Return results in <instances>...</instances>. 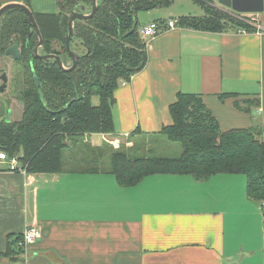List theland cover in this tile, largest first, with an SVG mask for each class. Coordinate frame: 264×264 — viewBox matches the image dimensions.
Returning a JSON list of instances; mask_svg holds the SVG:
<instances>
[{"label":"crops","instance_id":"crops-1","mask_svg":"<svg viewBox=\"0 0 264 264\" xmlns=\"http://www.w3.org/2000/svg\"><path fill=\"white\" fill-rule=\"evenodd\" d=\"M58 2L29 0V8L57 13ZM256 16L264 25V13ZM147 41L145 68L115 91L116 132L84 143L161 137L180 92L201 94L223 132L264 126V34L177 26ZM222 94L260 105L240 111L237 97ZM77 160L56 174L23 175L0 163V253L10 236L42 229L18 261L0 264H264V206L249 198L246 177L160 174L125 188L110 173L71 170Z\"/></svg>","mask_w":264,"mask_h":264},{"label":"trees","instance_id":"trees-1","mask_svg":"<svg viewBox=\"0 0 264 264\" xmlns=\"http://www.w3.org/2000/svg\"><path fill=\"white\" fill-rule=\"evenodd\" d=\"M173 1L98 0L92 18L74 22L71 48L79 40L86 51L72 71L64 70L54 59L36 58L34 50L40 38L36 29L30 28L28 16L20 9L6 11L0 18V58L7 57V50L19 41L22 58L15 61L25 67L27 87L20 95L22 120L0 122V151L19 156L29 174H56L67 170L64 151L69 149L73 158H79L71 170L110 173L125 188L160 174L190 175L197 181L220 174L245 175L249 198L264 205V126L223 132L201 94L180 92L170 106L173 123L162 133L181 144L179 158H132L124 151L112 150L109 143L96 148L84 143L86 135L116 132L115 91L148 62L147 39L139 30L138 14L170 7ZM193 1L205 15L180 17L178 27L211 33L255 31L240 21L235 11L219 7L215 0ZM26 5L30 7L29 0ZM58 6L57 13L32 11L44 40L40 54L58 55L65 63L72 60L66 48L71 16L74 12L90 14L94 0H59ZM95 96L98 105L93 103ZM228 96L237 97L234 104L240 111L250 112L260 105L259 100H238V94H222L220 99L225 101ZM107 157L111 164L102 168L99 164ZM21 240L22 235L10 236L0 257L18 261L23 254L18 244Z\"/></svg>","mask_w":264,"mask_h":264},{"label":"rangeland","instance_id":"rangeland-1","mask_svg":"<svg viewBox=\"0 0 264 264\" xmlns=\"http://www.w3.org/2000/svg\"><path fill=\"white\" fill-rule=\"evenodd\" d=\"M174 4L170 7L158 8L153 11H143L138 14L140 23L139 30H142L144 25L159 19L169 20L170 17H184V16H202L205 15L203 8L195 3L193 0H174ZM216 2V1H215ZM219 3L216 2V5ZM219 7L221 5H218ZM222 7V6H221ZM59 11V8H58ZM79 40H75L72 50L81 55L86 50L82 49ZM40 53V52H39ZM65 68L72 66V60H66ZM0 68L7 69L9 75V83L5 92L0 93V122L11 121L12 123L20 122L24 114V103L21 101V93L25 90V67L23 63L15 61L12 57L0 58ZM0 84L2 82L0 81ZM95 105L99 104V97L95 96L93 99ZM112 150H120L126 152L130 157H169L179 158L182 155L183 149L180 143L171 141L166 135L161 137L149 136L128 139V143L123 142L119 146L112 145ZM113 152V151H111ZM74 152L67 149L64 151L65 168L70 166ZM109 157L104 159V163L99 165L104 168L110 166ZM94 166V164H91ZM245 180L246 176L241 175Z\"/></svg>","mask_w":264,"mask_h":264},{"label":"water","instance_id":"water-1","mask_svg":"<svg viewBox=\"0 0 264 264\" xmlns=\"http://www.w3.org/2000/svg\"><path fill=\"white\" fill-rule=\"evenodd\" d=\"M215 1L218 2L219 5H221L222 7L231 9L237 13H252V14L264 13V0H215ZM97 4H98V0H94L93 10L89 15H85L80 12H74L71 16V19L69 21V34L66 39V48L67 51L69 52L70 58L72 59V66L69 68L64 67L63 61L60 56L55 54L41 55L39 53V49L43 45L44 40L41 35L36 18L33 14V11L27 5L20 3H12L5 5L0 8V18L6 11L11 9H20L24 11L29 18L30 28L34 27L40 38V41L34 50V56L42 60L54 59L58 62L61 68H63L66 71H72L77 67L78 61L80 59V55L74 52L71 48L72 36L74 33V22L78 19L92 18L98 10ZM6 56L12 57L14 60H19L22 58L19 41H16L15 44L7 50ZM0 81L2 82V84H0V93H3L6 91L9 83V75L7 69L0 68Z\"/></svg>","mask_w":264,"mask_h":264},{"label":"built area","instance_id":"built-area-1","mask_svg":"<svg viewBox=\"0 0 264 264\" xmlns=\"http://www.w3.org/2000/svg\"><path fill=\"white\" fill-rule=\"evenodd\" d=\"M240 21L247 23L254 27L255 31L259 34H264V25L262 21L258 19L256 14L252 13H237L235 15ZM178 19H172L169 21H154L147 25H144L141 30L142 35L147 39L151 40L158 36L160 32L166 28L172 29L177 27ZM240 34L249 33L246 29H239L237 31ZM148 46V41H147ZM125 83V82H124ZM0 163L5 164L6 170L9 172L20 173L27 175V168L22 166L19 161V156H10L6 152L0 151ZM264 206V205H263ZM42 236V229L39 226L29 227L22 235V240L18 243L19 247L23 250L24 254L27 253L29 248L36 244L39 238Z\"/></svg>","mask_w":264,"mask_h":264},{"label":"bare ground","instance_id":"bare-ground-1","mask_svg":"<svg viewBox=\"0 0 264 264\" xmlns=\"http://www.w3.org/2000/svg\"><path fill=\"white\" fill-rule=\"evenodd\" d=\"M91 14V13H90ZM86 15V14H85ZM89 15V14H88Z\"/></svg>","mask_w":264,"mask_h":264}]
</instances>
